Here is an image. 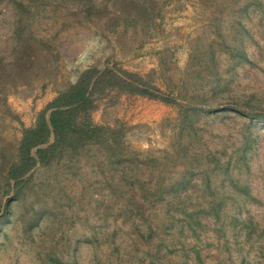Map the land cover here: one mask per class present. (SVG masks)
<instances>
[{
  "label": "rangeland",
  "instance_id": "374dc122",
  "mask_svg": "<svg viewBox=\"0 0 264 264\" xmlns=\"http://www.w3.org/2000/svg\"><path fill=\"white\" fill-rule=\"evenodd\" d=\"M245 2L0 0V264H264V21ZM91 67L180 105L98 93L93 123L122 127L133 160L94 146L37 166L16 194L23 128Z\"/></svg>",
  "mask_w": 264,
  "mask_h": 264
},
{
  "label": "trees",
  "instance_id": "16d2710c",
  "mask_svg": "<svg viewBox=\"0 0 264 264\" xmlns=\"http://www.w3.org/2000/svg\"><path fill=\"white\" fill-rule=\"evenodd\" d=\"M243 9L246 13L251 10L255 11L261 20L264 21V0H246ZM234 52L240 53L238 49H234ZM106 90H117L119 93L125 92L133 95L148 96L161 99L169 104L180 105L176 99L160 93L138 74L124 69L115 70L110 67L103 70L91 67L85 70L81 73L76 83H72L67 90L61 92L41 112L35 126L23 128V135L16 156L17 159L9 165L7 171V178L10 183L14 182L16 194L23 192L33 179L37 166L49 168L60 156H67L68 158L94 146L100 147L113 162L120 160L124 162L129 160L131 162L133 160L134 152L129 148L125 140V133L122 127L114 128L97 125L92 121V113L97 108L96 95ZM234 108L249 115L253 114L250 104H247L245 108L236 106ZM180 109L185 110L183 105L180 106ZM68 161V165L71 164L70 160ZM129 167L132 174L136 172L137 167L139 168V166L134 167L133 165ZM163 173L161 171L157 179L159 187L154 191L156 195L163 193V189L167 185ZM136 177L139 178L140 182H143L141 188L144 192L145 179L141 176ZM147 179H151V177L148 176ZM233 182L235 183V181ZM182 184V181H178L176 187L175 184H170L173 194L180 193ZM130 185L134 186L132 182ZM145 192L148 191L145 190ZM179 193L177 196H179ZM245 194L250 195L249 191L245 192ZM179 198H182L181 195ZM16 200L17 198L14 199V201ZM209 202L215 205L211 207V210L216 218L220 220L222 214L220 207L223 202L219 199H210ZM217 206L219 209H217ZM34 212L37 211L34 210ZM186 214L194 224H199V220L193 216L194 214L188 211H186ZM4 217H7V215L4 214ZM243 228L244 230H249L248 236L251 237V230L255 226L250 220L249 222H244ZM242 230L235 226L231 229V235L238 240L243 234ZM228 240L230 239L228 238ZM239 252L242 258H246L243 251ZM196 253L198 261L202 263L199 251L197 250Z\"/></svg>",
  "mask_w": 264,
  "mask_h": 264
}]
</instances>
